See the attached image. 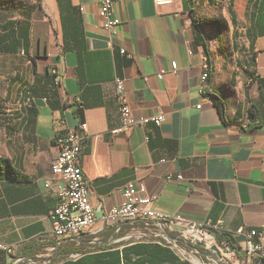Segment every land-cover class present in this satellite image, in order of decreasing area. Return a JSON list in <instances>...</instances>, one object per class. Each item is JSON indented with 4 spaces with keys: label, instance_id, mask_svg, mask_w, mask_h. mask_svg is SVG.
<instances>
[{
    "label": "crops",
    "instance_id": "0c3cea01",
    "mask_svg": "<svg viewBox=\"0 0 264 264\" xmlns=\"http://www.w3.org/2000/svg\"><path fill=\"white\" fill-rule=\"evenodd\" d=\"M100 1L39 0L15 27L19 50L0 51L23 61L14 64L18 104L7 109L0 139V243L14 249H0V264L42 255L53 241L56 136L81 123L97 222L48 264H194L175 244L129 242L105 224L130 183L189 223L219 224L229 235L264 225V0H229L220 10L223 0H115L116 33L104 27ZM198 30L210 55L194 44ZM118 75L134 117L164 114L162 124L112 133L121 122ZM35 246L40 252L27 256ZM75 248L82 258H61Z\"/></svg>",
    "mask_w": 264,
    "mask_h": 264
},
{
    "label": "built area",
    "instance_id": "2783aa9c",
    "mask_svg": "<svg viewBox=\"0 0 264 264\" xmlns=\"http://www.w3.org/2000/svg\"><path fill=\"white\" fill-rule=\"evenodd\" d=\"M156 1L159 4H170L174 0ZM114 3L115 0H101L99 9L104 27L112 33H116L119 24V19L114 13ZM121 51L132 57L125 49ZM209 66L210 63L206 61L201 75L203 83L208 76ZM172 67L177 68L176 61L172 62ZM52 71L57 73L55 68ZM158 76L162 78V73ZM60 84L61 82L56 79V86L59 87ZM115 88L121 122L112 130L113 134L130 131L139 124L160 125L165 120L164 114L134 117L124 79L119 75L115 77ZM31 101L32 98H28L25 104L29 105ZM87 131V123H81L78 127L59 132L56 136L60 150L52 163V182L56 186L57 195V203L51 211L53 241L43 249V254L45 253L48 259L64 244L79 241L81 244L82 239L92 233L97 222L91 199L92 187L82 164V155L88 143ZM124 197V202L109 210L103 219L115 232L125 230L127 239L132 237L128 228L143 222L161 228L163 231L161 236L169 244H173L172 241L181 243L184 247L190 248L191 252L201 253L209 261L217 264H226L230 258H233L234 264H253L254 260L264 261V225L253 228L241 226L236 231L230 232L237 244L236 247H232L226 242H218L217 234L227 233L221 225L189 223L180 215L162 211L154 205L155 196L144 195L142 190L132 183L124 188ZM170 233H175L178 237ZM0 249L10 255L14 254L13 247L4 243H0ZM81 255L82 252L74 251L61 258L78 259ZM22 260L24 258H20L18 262Z\"/></svg>",
    "mask_w": 264,
    "mask_h": 264
},
{
    "label": "rangeland",
    "instance_id": "374dc122",
    "mask_svg": "<svg viewBox=\"0 0 264 264\" xmlns=\"http://www.w3.org/2000/svg\"><path fill=\"white\" fill-rule=\"evenodd\" d=\"M39 0H0V25L1 22L6 19H14L20 21L23 17H29L31 12L35 10L38 6ZM229 0H223L220 5L217 6L218 10L226 7ZM220 13V12H218ZM221 18V16H218ZM205 21V17L202 18ZM20 63L23 66V61H18V56L7 55L0 53V139L2 133V126L5 116L7 114V109L9 106L18 104L13 102L17 97V92L15 90L17 83L14 80V64ZM21 68V67H20ZM18 99V98H17ZM16 99V100H17ZM15 100V101H16ZM23 104L24 101L21 100L19 104ZM128 231L131 233L132 237L130 241H137L141 239H157L165 242V239L161 236L163 231L155 224L146 225L143 222L136 223L134 226L129 227ZM174 237H178L175 233H170ZM173 244H177L172 241ZM176 248L182 252L181 254L190 260L194 264H217L216 262L209 261L205 255L197 252H191L190 248L184 247L183 244L178 243ZM186 250V251H184ZM203 252V251H202ZM45 255L35 256L31 259H24L17 264H48L45 262ZM233 258L228 259L226 264H234Z\"/></svg>",
    "mask_w": 264,
    "mask_h": 264
},
{
    "label": "trees",
    "instance_id": "16d2710c",
    "mask_svg": "<svg viewBox=\"0 0 264 264\" xmlns=\"http://www.w3.org/2000/svg\"><path fill=\"white\" fill-rule=\"evenodd\" d=\"M230 12H231V6H230ZM17 24H18V21L14 20L12 18L6 19V20L1 22V27L3 28V30H6L0 34V51L1 52H17L19 50V48L22 46V43L20 42V40L15 38V27ZM194 44L202 45L205 53L207 55H210L208 45L205 42V39L199 30L195 31ZM211 69L212 68L210 65L209 66V77H210ZM51 73L54 76H56V74H57V73H54L52 70H51ZM52 85H53V88L57 87L56 86V78H54ZM33 92L34 91L32 90V93ZM216 103H217L219 109L223 112V109H224L223 100L220 99L219 97H217ZM217 239H218V242H226L229 246H232V247H236V245H237L234 237H232L231 235H229L227 233H218ZM155 243L158 245L161 244V242H157V241H155ZM40 250H41V246H35L32 248H27L26 249V255L29 257H32L33 255L39 253ZM76 250H78V248L74 249V251H76ZM80 251H83L82 248H80ZM82 257L83 256H81L80 258H82Z\"/></svg>",
    "mask_w": 264,
    "mask_h": 264
},
{
    "label": "bare ground",
    "instance_id": "6f19581e",
    "mask_svg": "<svg viewBox=\"0 0 264 264\" xmlns=\"http://www.w3.org/2000/svg\"><path fill=\"white\" fill-rule=\"evenodd\" d=\"M208 77H209V68H208V76H207V78H208ZM207 78H205L204 81H206Z\"/></svg>",
    "mask_w": 264,
    "mask_h": 264
},
{
    "label": "water",
    "instance_id": "95a60500",
    "mask_svg": "<svg viewBox=\"0 0 264 264\" xmlns=\"http://www.w3.org/2000/svg\"><path fill=\"white\" fill-rule=\"evenodd\" d=\"M41 101V99H37V102H40Z\"/></svg>",
    "mask_w": 264,
    "mask_h": 264
}]
</instances>
